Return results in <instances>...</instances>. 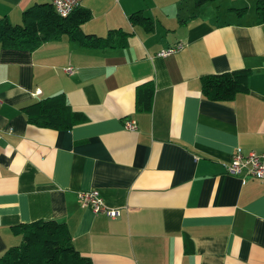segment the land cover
Here are the masks:
<instances>
[{
	"label": "crops",
	"instance_id": "0c3cea01",
	"mask_svg": "<svg viewBox=\"0 0 264 264\" xmlns=\"http://www.w3.org/2000/svg\"><path fill=\"white\" fill-rule=\"evenodd\" d=\"M49 3L0 0V19L20 25L24 10ZM255 4L82 0L91 19L81 31L105 38L120 29L130 34L125 49H86L65 36L33 52L0 46V254L21 243L11 227L56 220L91 264H264V182L225 170L237 149L264 153V24ZM137 12L153 22L151 33L129 21ZM176 44L177 53L157 56ZM242 69L248 93L203 97L201 77ZM145 83L151 110L136 111ZM60 93L87 121L69 131L31 125L22 109ZM90 190L120 216L81 208L77 193Z\"/></svg>",
	"mask_w": 264,
	"mask_h": 264
},
{
	"label": "trees",
	"instance_id": "16d2710c",
	"mask_svg": "<svg viewBox=\"0 0 264 264\" xmlns=\"http://www.w3.org/2000/svg\"><path fill=\"white\" fill-rule=\"evenodd\" d=\"M217 0H194L196 8ZM238 16L245 9H233ZM256 24H264V0H256ZM91 19L84 8H77L65 18L55 14L50 4L29 7L22 13V24L12 25L7 19H0V46L5 50L33 52L44 43L67 37L70 41L86 49H125L128 46L129 33L114 30L107 37L86 35L81 25ZM132 24L142 25L147 33L154 29L153 22L140 12L129 17ZM182 22V21H181ZM250 71L236 70L200 78L201 93L213 102H231L237 95L248 93ZM153 86L145 83L136 90V111L151 110ZM28 122L38 128L56 131H69L84 123L87 118L72 111L63 93L47 97L22 109ZM15 236L21 237V243L0 254V264H91L75 250L70 231L66 224L56 220H38L11 227ZM184 250L193 252L190 239H184Z\"/></svg>",
	"mask_w": 264,
	"mask_h": 264
},
{
	"label": "built area",
	"instance_id": "2783aa9c",
	"mask_svg": "<svg viewBox=\"0 0 264 264\" xmlns=\"http://www.w3.org/2000/svg\"><path fill=\"white\" fill-rule=\"evenodd\" d=\"M82 0H50L55 14L61 18L68 17L80 7ZM182 49L181 44L167 48L157 54L159 57H168ZM71 68H66V72L71 73ZM125 128L134 131L135 122L126 123ZM228 174L239 177L242 182L247 179H255L264 182V153L248 152L243 153L237 149L232 154L229 163L225 167ZM78 202L83 209L91 211L93 214H105L111 219L120 216V212L109 209L105 206L102 197L96 190L81 191L77 193Z\"/></svg>",
	"mask_w": 264,
	"mask_h": 264
}]
</instances>
